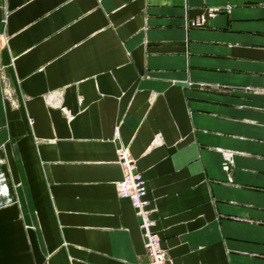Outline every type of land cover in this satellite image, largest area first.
Returning a JSON list of instances; mask_svg holds the SVG:
<instances>
[{
    "label": "crops",
    "instance_id": "1",
    "mask_svg": "<svg viewBox=\"0 0 264 264\" xmlns=\"http://www.w3.org/2000/svg\"><path fill=\"white\" fill-rule=\"evenodd\" d=\"M120 146L169 264H264V0H0V264H148Z\"/></svg>",
    "mask_w": 264,
    "mask_h": 264
},
{
    "label": "built area",
    "instance_id": "2",
    "mask_svg": "<svg viewBox=\"0 0 264 264\" xmlns=\"http://www.w3.org/2000/svg\"><path fill=\"white\" fill-rule=\"evenodd\" d=\"M114 134L118 137L117 131ZM117 164L122 170V178L117 182V194L130 203L140 218L139 229L148 264H169L167 250L161 245V239L154 230L155 221L151 218V210L148 207L143 173L138 170L128 147H118Z\"/></svg>",
    "mask_w": 264,
    "mask_h": 264
}]
</instances>
